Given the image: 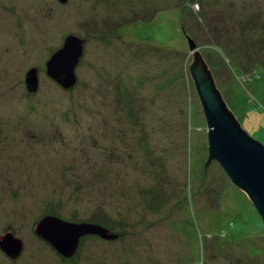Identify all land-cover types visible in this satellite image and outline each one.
Instances as JSON below:
<instances>
[{
	"label": "rangeland",
	"instance_id": "rangeland-1",
	"mask_svg": "<svg viewBox=\"0 0 264 264\" xmlns=\"http://www.w3.org/2000/svg\"><path fill=\"white\" fill-rule=\"evenodd\" d=\"M185 34L264 145V0H0V236L23 243L0 264H264L261 215L206 163ZM68 35L84 44L65 91L46 62ZM44 216L117 238L64 259L35 234Z\"/></svg>",
	"mask_w": 264,
	"mask_h": 264
},
{
	"label": "water",
	"instance_id": "water-1",
	"mask_svg": "<svg viewBox=\"0 0 264 264\" xmlns=\"http://www.w3.org/2000/svg\"><path fill=\"white\" fill-rule=\"evenodd\" d=\"M66 4L68 0H58ZM186 35V34H185ZM192 61L188 65L207 124L208 159L217 162L230 181L252 201L264 223V145L250 137L228 109L218 91L212 73L198 53V47L186 35ZM84 40L75 35L64 38L62 47L46 62V74L61 88L69 90L77 82L75 68L83 54ZM29 92L38 89L37 69L25 76ZM205 163V164H206ZM35 234L48 242L64 259L73 257L80 239L87 235L114 240L117 235L92 223H71L55 216H44L35 226ZM20 239L11 233L0 236V250L11 259L23 248Z\"/></svg>",
	"mask_w": 264,
	"mask_h": 264
},
{
	"label": "flooded vegetation",
	"instance_id": "flooded-vegetation-1",
	"mask_svg": "<svg viewBox=\"0 0 264 264\" xmlns=\"http://www.w3.org/2000/svg\"><path fill=\"white\" fill-rule=\"evenodd\" d=\"M63 89V88H62ZM63 90H65V91H67L66 89H63ZM70 90V89H69ZM2 251V250H1ZM3 252V251H2ZM4 253V252H3ZM5 254V253H4ZM6 255V254H5Z\"/></svg>",
	"mask_w": 264,
	"mask_h": 264
},
{
	"label": "trees",
	"instance_id": "trees-1",
	"mask_svg": "<svg viewBox=\"0 0 264 264\" xmlns=\"http://www.w3.org/2000/svg\"><path fill=\"white\" fill-rule=\"evenodd\" d=\"M185 37H186V35H185Z\"/></svg>",
	"mask_w": 264,
	"mask_h": 264
}]
</instances>
